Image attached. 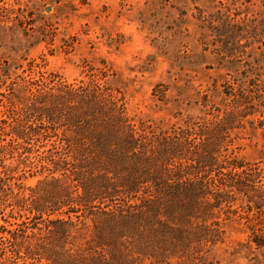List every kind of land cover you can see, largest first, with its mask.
Returning a JSON list of instances; mask_svg holds the SVG:
<instances>
[{
  "label": "trees",
  "instance_id": "16d2710c",
  "mask_svg": "<svg viewBox=\"0 0 264 264\" xmlns=\"http://www.w3.org/2000/svg\"><path fill=\"white\" fill-rule=\"evenodd\" d=\"M5 5L10 19L20 10ZM262 87L233 83L224 106L164 129L137 126L99 83L11 82L0 118V264H215L234 222L264 252V144L248 161L237 143L264 128L254 119Z\"/></svg>",
  "mask_w": 264,
  "mask_h": 264
},
{
  "label": "rangeland",
  "instance_id": "374dc122",
  "mask_svg": "<svg viewBox=\"0 0 264 264\" xmlns=\"http://www.w3.org/2000/svg\"><path fill=\"white\" fill-rule=\"evenodd\" d=\"M4 2L20 10L10 19L0 8V72L11 73L8 81L0 74V118L6 86L31 77L99 83L126 101L137 126L164 129L224 106L233 83L264 90V0ZM262 111L254 119L264 120ZM263 132L247 128L237 142L242 158L257 160ZM249 234L243 223L227 227L215 264H264Z\"/></svg>",
  "mask_w": 264,
  "mask_h": 264
}]
</instances>
